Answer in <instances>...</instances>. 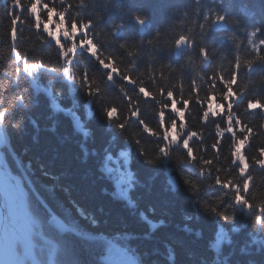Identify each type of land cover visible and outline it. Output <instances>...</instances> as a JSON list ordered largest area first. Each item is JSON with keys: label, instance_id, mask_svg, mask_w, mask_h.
Here are the masks:
<instances>
[{"label": "trees", "instance_id": "obj_1", "mask_svg": "<svg viewBox=\"0 0 264 264\" xmlns=\"http://www.w3.org/2000/svg\"><path fill=\"white\" fill-rule=\"evenodd\" d=\"M26 11L22 0H16L15 4L13 0H0L3 33L0 84L4 85L0 88V115L7 140L1 153L9 171L26 182L29 212L37 211L41 215L38 228L50 241L54 263L106 264L103 257L114 243L135 264H264V169L251 166L238 182L228 184V192L234 186L245 203L251 200L259 208L250 206L244 211L236 207L225 189L219 187L224 171L231 176L240 167L234 150L228 161L221 162L233 137L241 135L237 121H229L233 127L231 134L223 131L226 127L223 117L200 124L201 106L190 102L195 122L187 124L183 134L169 143V117L175 113L168 111V107L179 90L174 89L172 98L164 101L158 118L152 114L157 107L155 99L138 95V81L121 80L109 61L99 55L100 51L111 50L114 56L121 57L122 65L130 69L129 80L150 64L167 62L178 68L186 59L191 67H185L182 72L183 83H190L193 69L201 71L207 79L212 66L234 63L248 52L249 29H259L255 42L262 45L260 52L264 53V0L89 3L84 9V19L99 11L104 12V19L86 28L73 43L85 47L95 44L94 28L103 26L109 33L115 30L114 41L141 42L137 55L132 57L115 44H104L90 52L76 47L73 53L65 54L62 38L59 48L51 42L42 44L36 33L21 26V21L26 19L31 23V18L25 17ZM132 13L146 19L138 23ZM216 21L224 22V30L211 29ZM79 28L77 23L78 31ZM157 31L164 34L162 43L178 35H189L192 47H186L180 56H176L175 50L161 48L157 52L144 44ZM89 33L91 40L85 39ZM238 42L240 48L236 47ZM201 49L211 55V63L204 68L195 63ZM153 55L154 60L150 59ZM236 67L239 69L236 88L241 79L247 82L264 75V66L259 64L248 76L244 69ZM109 73L114 83L106 81ZM94 79L104 89L103 95L93 94ZM226 83L230 85V81L221 77L216 87L226 92ZM116 85H123V94ZM192 90L190 87L189 91ZM259 93L264 94V85L259 87ZM109 102L117 105L120 114L128 113L129 109L137 112V118H130L129 124H121L118 130L102 114ZM232 102L229 97L228 103ZM224 107L228 115L227 104ZM176 111H184L182 102L176 105ZM231 111L236 112V106ZM255 115L259 119V109ZM188 119L186 115V122ZM175 124L179 130L178 119ZM198 125L200 140L187 130V127L196 130ZM217 126L221 135L217 134ZM137 132L140 135L133 138ZM165 144L169 147L158 155L159 148ZM242 154L249 163L247 147ZM185 159L192 163L182 162ZM149 160L153 162L148 163ZM248 176L253 179L243 183ZM185 178L200 185L198 195L190 194ZM210 178H215L218 186L206 189ZM249 185L256 190L254 196ZM222 194L224 199L217 206L221 215L203 209L202 205H211ZM53 216L67 231L59 232L48 223Z\"/></svg>", "mask_w": 264, "mask_h": 264}, {"label": "clouds", "instance_id": "obj_2", "mask_svg": "<svg viewBox=\"0 0 264 264\" xmlns=\"http://www.w3.org/2000/svg\"><path fill=\"white\" fill-rule=\"evenodd\" d=\"M15 3L16 0H13V4ZM89 3L95 4L96 0H87V2L86 0H22L23 7L27 9L25 17H30L31 23H28L26 19L21 21V26L28 27L36 33V39L42 44L51 42L59 48L60 38H62L64 48L66 49L65 54L73 53L76 47L83 48L85 52H90L92 50H99L101 45L104 44H115L116 48L123 50L127 56L132 57L137 55L141 43L140 41H136L134 44H130L127 41H114L112 36L115 34V30L109 33L103 26L99 29L94 28L95 44H89L85 47L84 45L73 43L74 39L86 28L100 24L104 19L103 11L92 12L90 13L89 19H84V9L88 7ZM132 18L138 23H142L143 20L146 19L145 16L138 15L137 13H132ZM77 23L80 24L79 31L77 29ZM119 26L120 25H117V27ZM190 31L191 29H189V32ZM258 32V28L249 29L247 31L246 45L248 47V52L244 56L238 57L234 63L226 62L224 65L212 66L209 69L207 79L201 71L193 69L190 83H183L182 77V72L185 67H191L190 61L187 59L178 68L171 66L167 62L156 65L150 64L146 70H141L137 76L129 80L130 69L122 65L121 57L114 56L111 50H104L99 53L103 60L109 61V64L112 65L113 72H116L121 80H124L126 83L138 81L136 82L138 95L144 99H155L157 107L153 110L152 114L156 115L158 118L164 106V101L172 98L174 89L179 90L176 94V99L173 100L168 107V111L175 113L174 117H169V143H174L178 136L183 134L187 124L195 122L193 111L189 108L190 102L201 106L200 124L216 120L217 117H223L226 125L223 131L231 134L233 132V127L229 121H237L236 128L241 135L233 137V143L229 146L227 153L223 155V161L221 162L228 161L229 157L233 155L234 150L235 157L239 160L240 167L237 168L236 172L231 176H228L227 170L224 171L220 176V180H222L223 183L220 184L219 187L224 188L232 203L236 207H242L244 211H248L250 206L259 208L260 205L253 203L251 200L245 203L234 186L232 190L228 192V184L233 181L238 182L239 178L251 166L264 169V94L259 93V87L264 85V75H260L254 80L247 82L241 79L239 87L236 88L235 86L238 83L239 76V69L236 65L245 70V76L250 75L255 65L259 64L264 66V53L260 52V47L262 45L259 42H255ZM0 35H3V33L0 32ZM163 36L164 34L162 32L157 31L152 38L144 41V44L150 48H155L157 52L161 51V48L164 51L178 49L184 40L188 41L187 49H191L192 47V37L189 35H178L167 43H162ZM85 39L91 40L92 33H89ZM30 47H32V45H29V48ZM236 47L240 48L239 42L236 43ZM150 59L154 60L155 55L151 56ZM195 63L200 68L207 67L211 63V55H206L203 49H201L199 50V57ZM134 65L135 61H133V66ZM117 69H119L118 72ZM173 73L176 75L173 76ZM221 77H223L225 81H230V85L227 83L224 84L226 92H221L220 88L216 87ZM106 81H111V73L106 77ZM209 81L211 82L209 83ZM111 82L114 83V81ZM92 83L96 85L93 94L99 92L103 95L104 89L97 81L94 79ZM3 87L4 85L0 84V88ZM116 87L121 94H123V85H116ZM190 87H192V91H189ZM146 88L147 91L145 90ZM229 97L232 98V103H228ZM240 101H243V103H239ZM181 102L184 105V111L177 112L176 105ZM134 103L139 102L137 101ZM225 104H227L228 115H225ZM234 106H236V112L231 111ZM257 109L260 110L259 119H257L255 115ZM120 113L121 110L115 103H106L102 109V114L105 119L109 123H112L118 130L121 128V124L128 125L130 118H137V112H133L131 109H129L128 113ZM186 115L189 118L187 122L185 120ZM177 119L179 120V130L175 124ZM241 124L243 127H241ZM187 130L189 134L195 136L197 140L202 138L199 125L196 130H193L191 127H187ZM141 131H143V129H141ZM216 131L218 135H221L219 126H217ZM138 135H140V132L134 133L133 138ZM157 135H159V133H157ZM218 144L219 142L217 141V146ZM250 144L251 147H249ZM168 147L169 145L165 144L163 147L159 148L158 155L163 153ZM180 147H186V145H180ZM246 147L248 148L249 163L245 162V156L242 154ZM199 155L200 153L197 152V156ZM188 156H192V152H188ZM216 159H219V157H216ZM152 162V160L148 161V163ZM182 162L187 164L192 163L191 160L187 159ZM231 166L232 164L229 163V169ZM212 167H216L217 171H220L217 164H213ZM207 171L208 170L205 169V172ZM252 179V176H248L247 180L243 183H247ZM184 182L189 186L190 194L198 195L201 192V187L197 182H190L187 178H185ZM217 186L215 178H210L205 184L206 189ZM249 188L254 196L256 194L255 188H252L251 185H249ZM223 199L224 195L222 194L216 197L211 205L206 203L202 205V207L206 212L221 215V213L217 211V206ZM228 218L231 219V216L229 215Z\"/></svg>", "mask_w": 264, "mask_h": 264}, {"label": "rangeland", "instance_id": "obj_3", "mask_svg": "<svg viewBox=\"0 0 264 264\" xmlns=\"http://www.w3.org/2000/svg\"><path fill=\"white\" fill-rule=\"evenodd\" d=\"M2 120V117L0 115V122ZM0 168H2L4 171L8 172L12 177L15 178V180L10 179L9 184L6 186L5 190H1L3 199H4V205L7 206V215L9 222L16 227L17 229L22 228L24 221L21 220L20 216V207H21V195L19 192V189L16 188V186L13 184V181H17L20 186V190L23 194V196L27 197V192L25 189L26 182L23 181L24 179L20 178L17 175L12 174L6 163V159L1 153V149L3 146H6L7 140L6 135L3 131V128L0 124ZM1 203V201H0ZM25 206V205H24ZM25 209L27 211L26 213V227L28 228L27 234L28 239L30 241V248L29 250L32 253V256L37 260V264H51L50 263V241L48 240L46 234L44 232H40L38 228L39 221L41 220V215L36 212H29V207L26 204ZM4 216V215H3ZM48 223H50V218L48 219ZM36 236V237H35ZM38 239L37 243H34V240ZM52 249V248H51ZM52 254V253H51ZM19 263V262H18ZM23 264H30L28 261H26Z\"/></svg>", "mask_w": 264, "mask_h": 264}, {"label": "bare ground", "instance_id": "obj_4", "mask_svg": "<svg viewBox=\"0 0 264 264\" xmlns=\"http://www.w3.org/2000/svg\"><path fill=\"white\" fill-rule=\"evenodd\" d=\"M1 144V139H0ZM10 182V177L7 172L0 168V264H18L19 261L25 263L28 261L30 264H37V260L32 256L29 250L30 241L28 239V228L26 227V209L24 206V196L20 190L19 183L13 181L16 188L19 189L21 195V220L24 221L22 228L17 229L8 220L7 206L4 205L1 190H5ZM4 215V216H3ZM61 228L59 223L56 224Z\"/></svg>", "mask_w": 264, "mask_h": 264}, {"label": "water", "instance_id": "obj_5", "mask_svg": "<svg viewBox=\"0 0 264 264\" xmlns=\"http://www.w3.org/2000/svg\"><path fill=\"white\" fill-rule=\"evenodd\" d=\"M221 27H223V24L222 23H215V24H213V29H219ZM182 46H183V44L181 43V46L177 49V53H179L181 51ZM52 222H53V219L50 220V223H52ZM19 264H22V262L19 261Z\"/></svg>", "mask_w": 264, "mask_h": 264}]
</instances>
